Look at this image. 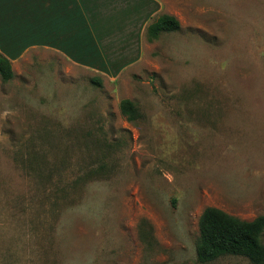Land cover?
<instances>
[{
    "label": "rangeland",
    "instance_id": "obj_1",
    "mask_svg": "<svg viewBox=\"0 0 264 264\" xmlns=\"http://www.w3.org/2000/svg\"><path fill=\"white\" fill-rule=\"evenodd\" d=\"M159 3L116 74L32 50L2 81L0 264H201L205 209L264 215V0ZM164 14L180 29L150 39Z\"/></svg>",
    "mask_w": 264,
    "mask_h": 264
},
{
    "label": "crops",
    "instance_id": "obj_2",
    "mask_svg": "<svg viewBox=\"0 0 264 264\" xmlns=\"http://www.w3.org/2000/svg\"><path fill=\"white\" fill-rule=\"evenodd\" d=\"M137 1L135 8L141 7L142 16L134 18L129 0H0V55L11 62L13 71L22 55L41 50L89 71L106 68L116 74L141 58L140 31L146 15L160 8V0ZM136 28L138 37L132 41L134 34L123 30ZM131 45L134 57L118 67L116 61H125L123 53ZM2 81L0 75V102L11 97L8 92L3 95Z\"/></svg>",
    "mask_w": 264,
    "mask_h": 264
},
{
    "label": "trees",
    "instance_id": "obj_3",
    "mask_svg": "<svg viewBox=\"0 0 264 264\" xmlns=\"http://www.w3.org/2000/svg\"><path fill=\"white\" fill-rule=\"evenodd\" d=\"M180 29L179 21L171 15L159 16L147 30L150 39H158L162 33H171ZM0 75L4 82L14 79L11 62L0 55ZM98 83L97 81H95ZM121 115L131 123L143 118V114L130 99L120 102ZM89 171L80 177L79 183L86 182L93 176ZM200 237L197 245V260L209 264L227 256H238L248 259L252 264H264V215L253 221L241 220L215 207L205 209L199 222Z\"/></svg>",
    "mask_w": 264,
    "mask_h": 264
}]
</instances>
